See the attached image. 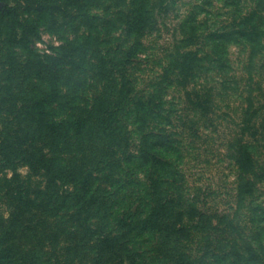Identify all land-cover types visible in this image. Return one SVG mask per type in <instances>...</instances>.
Wrapping results in <instances>:
<instances>
[{
    "label": "rangeland",
    "instance_id": "1",
    "mask_svg": "<svg viewBox=\"0 0 264 264\" xmlns=\"http://www.w3.org/2000/svg\"><path fill=\"white\" fill-rule=\"evenodd\" d=\"M24 2V19L35 18L32 11L43 2L60 6L58 24L41 26L33 47L75 71L71 82H62L63 95L71 98L76 91L89 104L104 96L110 109L105 114L113 112L104 124L91 117L97 129L119 135L110 144L118 150L111 153L99 142L95 151L107 149L108 158L126 162L106 178H121L125 193L146 192L153 179L147 192L177 199L166 222V246L156 240L131 245L135 264H264V0H146L141 4L147 12L138 19L130 16L131 0ZM6 35L10 31L3 29L0 155L7 153L9 162L0 156V246L23 245L29 236L22 231L28 230L58 264H93L97 249L71 257L68 236L56 240L35 232L53 220L40 217L46 181L27 165L41 145L29 126L26 102L46 84L31 69L26 49L2 44ZM147 104L150 112H144ZM142 149L151 159H139ZM74 150L80 162L82 149ZM6 227L15 235H4ZM105 262L130 264L118 248L96 264Z\"/></svg>",
    "mask_w": 264,
    "mask_h": 264
},
{
    "label": "trees",
    "instance_id": "2",
    "mask_svg": "<svg viewBox=\"0 0 264 264\" xmlns=\"http://www.w3.org/2000/svg\"><path fill=\"white\" fill-rule=\"evenodd\" d=\"M11 1L0 0V38L3 29L10 31V37L7 38L6 35L4 40L2 39V44L6 45V42L10 41L12 45L17 46L19 49H26L33 57L31 69L36 73L39 80L46 84L44 89L39 90L38 95H34L30 101L26 102V108L29 111V126H33L34 137L39 136L38 142L41 145L39 155H36V158L30 155L27 159V165L31 170L37 168L40 171L38 173L40 177L46 181L45 186L40 191L41 198L38 200L43 207L40 217L43 220H53V224L48 228L45 225L39 227L37 225V228H35L37 231L35 232H39L38 235L49 234L52 239L56 240L63 235L68 236L66 240H69V245L73 248L70 254L71 257H75L81 252L83 253L82 256H86L88 248L97 249L96 254L99 258L93 262V264H96L100 258L114 255L118 248L122 257H125L130 264H135L131 245L134 247L136 245H150L156 240L157 244L166 246V240L169 236L165 230L168 227L166 222L169 220L171 213L178 208L174 207L177 199L167 195L159 196L147 192L153 189V179L152 182L146 184V192L141 190L125 193L122 190L123 181L120 177L119 180L113 176L106 178L108 172L114 168L121 171L122 164L126 165L121 157L118 160L107 157L110 151L112 153L116 148L118 150L117 145H114V147L110 145L111 142L115 144L118 139L119 135L116 131L110 129L105 132L97 129L98 126H96L99 123L104 124L112 120L113 112L106 115L110 109L108 106L103 105L104 96L102 99L96 100L99 101L98 104L97 102L93 104H89L88 101L85 103L80 102L81 99H78L77 95L79 94L76 91L72 92L71 98L65 97L62 92V82L65 80L71 82L75 71H69L58 65L60 60L57 56H42L33 47V39L39 35L41 26L47 27L58 24L59 21L56 19L55 14L59 11L60 6L51 3L49 6L46 2H43L34 7L32 14L36 16L35 18L28 15V18L24 19L22 14L23 9H26V7H23L25 5L22 6V1L25 4L24 0H16L17 2L14 4H11ZM141 1L146 0H131V5H133V9L129 12L131 17L138 19L147 12ZM2 3L4 5H1ZM48 13L50 17H47ZM75 43L80 45L78 41H75ZM71 44L70 42L67 43L68 50ZM79 48L77 47L76 50L74 48L72 51H78ZM69 56L71 54L65 57L68 58ZM124 56H127V54H124ZM58 57L61 58L63 55ZM16 58L13 59L14 62ZM117 95L121 97L123 89L118 91ZM125 98L123 97V99ZM111 100L112 97H107L109 103H112ZM121 101L123 100H118V103H122ZM70 104L73 107L63 111ZM147 105L148 108L144 109V112H150L149 104ZM91 117H96L99 123H91L93 121ZM111 124L110 127L112 128ZM99 142L104 143L107 147L109 146L110 151L103 148L96 152L95 146H100L98 145ZM83 143V146L80 145ZM78 146L82 149L80 162L77 160L79 154L74 150ZM0 156L3 158L2 163L9 162L7 153H1ZM129 157L132 156L129 155ZM138 157L140 160L151 159V155L143 149ZM100 166H104L106 169L102 170ZM93 168L99 169L100 172L89 171ZM103 179H109L106 181L109 184L108 188L102 189L100 187ZM179 215H184V212L179 211ZM11 217L16 221L19 220L18 215L12 214ZM70 222L77 223L70 226ZM177 226L175 224V228ZM22 232L24 236H29L23 239V245L11 241V243L0 246V264L59 263L56 257L49 256V252L45 249L43 243L40 244L41 242L38 240L32 241L34 235L28 233V230ZM3 234L15 235L14 231L7 230V227ZM38 235L35 236L38 237ZM39 238L43 240L42 236H39ZM37 243L40 246H37ZM29 247L31 248L29 249ZM85 247H87V250ZM155 252L156 256H160L164 251L161 253L154 251V254ZM167 252L169 253V249ZM247 254V259L252 256L249 251H247ZM238 255L243 257L240 253ZM87 257H90V254ZM104 264L108 263L105 262Z\"/></svg>",
    "mask_w": 264,
    "mask_h": 264
}]
</instances>
